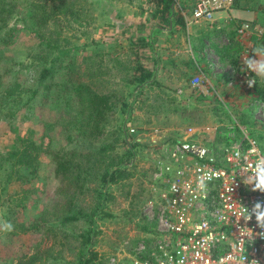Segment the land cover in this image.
<instances>
[{"label":"rangeland","instance_id":"rangeland-1","mask_svg":"<svg viewBox=\"0 0 264 264\" xmlns=\"http://www.w3.org/2000/svg\"><path fill=\"white\" fill-rule=\"evenodd\" d=\"M41 1L46 0H0V153L17 150L26 141L38 144L41 153L38 174L31 180L6 185L0 177V264H18L20 257L36 253L39 258L47 259L46 264H77L85 253L80 244L89 234V225L81 219L66 227L73 235L68 243L76 249L65 250L59 260L53 259L56 255L47 257L50 249L54 254L60 250L54 245L53 234L47 235L43 227L41 231L31 229L32 222L50 211L58 198L60 181L55 172L54 154L68 155L65 152L78 149L82 143L86 144V151L89 142L77 137L70 126L77 112L66 104L63 95L62 83L66 77L72 80L82 77L100 91L113 93L117 101L114 116L105 124L102 137L91 143V148L104 146V165L111 170L126 165L132 175L128 180L119 178L116 183L107 178L103 182L91 171L87 195L76 194L73 198L81 212L88 213L100 203L99 191L104 189L107 193L102 197L101 212L98 209L95 220L92 218L93 238L89 241H93L91 249L97 253L96 261L103 264L112 253H130L148 236L140 228V217L152 230L154 222L146 210L149 201L156 200L159 190H153L150 181L155 164L164 154L163 149L168 151L171 144L182 140L189 128L195 130L193 138L213 148L239 139V123L247 126L250 136L264 147V79L252 72L254 86L244 88L236 77L232 85L227 82L231 67L238 72L244 68L237 60L238 53L245 50L247 59L253 49L264 46V36L247 31L238 37L236 27L243 20L230 21L218 28L213 20L193 21L191 12L198 0H175V9L181 8L187 20L185 28L172 25L175 33L170 44L176 49L175 57L180 59L172 80L176 84L173 82L167 89L157 82L148 85L145 80L135 89L129 83V71L141 66L149 72L151 67L147 63H151L152 51L160 41L157 37L151 42L139 39L137 27H148L144 20L154 24L150 18L158 8L148 5L147 0H65L71 10H80L85 22L80 26L73 22V17L63 18V35L70 42V57L63 60L54 77L41 80L44 46L32 31L35 15L41 13L38 8L34 14L35 5ZM240 1L254 7L248 14L250 18L244 21L264 25V0ZM159 17L157 14V24L162 28L170 26ZM235 46L239 52L234 50ZM198 52L201 60L197 68L193 56L198 58ZM65 71L68 75L62 76ZM194 77L202 82L201 89L191 86ZM16 81L24 84L25 91L12 102L4 93ZM128 147L132 157L128 156ZM22 186L30 189L29 197L17 207ZM52 221V214H47L44 222L58 228L59 222ZM7 222L13 226L11 231L5 227ZM83 232L86 237L79 238Z\"/></svg>","mask_w":264,"mask_h":264},{"label":"built area","instance_id":"built-area-1","mask_svg":"<svg viewBox=\"0 0 264 264\" xmlns=\"http://www.w3.org/2000/svg\"><path fill=\"white\" fill-rule=\"evenodd\" d=\"M231 1L199 0L191 17L209 21ZM247 31L264 36V25L242 23L237 29L239 36ZM239 78L244 88H249V80L255 81L248 71ZM233 81L227 82L232 85ZM191 86L201 89L202 82L194 77ZM237 128L239 139L222 147H205L193 139L195 130L189 128L182 140L168 151L163 149L150 179L152 189L159 190L146 210L156 229L130 253H112L103 264H238L241 256L246 257V264H264V236L260 235L264 229L257 225L255 215L248 221L240 217L244 208L251 212L256 202L264 204V193L243 183L249 174L244 169L264 155V147L250 136L247 126L238 123ZM201 181L206 185L203 190L198 187ZM243 227L251 239L240 236Z\"/></svg>","mask_w":264,"mask_h":264},{"label":"trees","instance_id":"trees-1","mask_svg":"<svg viewBox=\"0 0 264 264\" xmlns=\"http://www.w3.org/2000/svg\"><path fill=\"white\" fill-rule=\"evenodd\" d=\"M46 1H41L40 4L35 5L34 14L38 11V8L41 9V13L35 15V21L32 25V31L41 39L40 44L44 46L43 64L39 71V76H44L41 77V80L54 77L57 70L63 66V60L70 57V42L69 39L63 35V18L68 19L69 17H73V22L80 26H83V22H85L80 10H71V6L67 1ZM174 1L175 0H147L146 3L158 8L154 15H152L153 20H155L157 14H159V18L163 22L168 24L172 23V25L177 24L185 28L184 14L181 12V8L178 9L176 7L175 9ZM232 3L238 4L240 0H233ZM80 7L83 11V6ZM243 8L247 10L254 9L253 5L250 3L244 4ZM64 67L68 68V65ZM125 71L128 72L129 69ZM147 71L148 70H145L141 66H138L133 72L130 70L129 72H131V74L127 76L129 77V83L134 85L135 89L142 86L145 80V83H147L151 75ZM66 72L67 71L63 72L62 76H67L68 72ZM88 76L91 77L92 74ZM95 76L97 78L99 77V75ZM66 78L62 83V86L65 87L63 95L66 99V104L77 112V115L72 116L73 120L70 121V126L73 128L74 132L77 133V135L75 134L77 137L85 141L88 140L89 142L86 151H84L86 144L82 143L78 149L69 153L65 152V154L68 155L62 153L59 155L54 154L53 159L57 165L55 172L60 181L58 198L50 211L48 210L42 213L32 222L31 229L38 231L43 227L46 234H53L54 245H58L60 250L54 254L52 249H50L52 254L49 251L50 255L47 254V257L56 255L53 259L59 260V258H62L63 255L61 254H63L65 250L74 251L76 249L68 243V240L73 239V235L68 232L66 227L80 222L81 219L85 223H88L89 234L80 244V246H83L82 249L85 250V253L83 252L82 258L78 260L77 264H102L101 261H96L97 253L91 249L93 241H89L93 238V235L91 237V229L93 228L94 214L98 209V212H101L100 208L104 204V199L102 197L104 196L105 198L107 193L104 189H102L103 191H99L100 203L96 208L88 211V213L81 212L79 209L80 206H76V201H74L73 198L76 194L80 196L87 195L90 188L89 186L87 187V182L90 179L91 171H95L97 179L101 177L103 182L109 179L111 182L116 183L119 178L128 180L132 175L128 171L126 165H119L116 169L112 170L108 168V165H104L103 161L106 158L104 146L98 145L96 148H91V143H96V141L102 137L105 133V124L112 120L114 116L117 101L113 93L100 91L99 87H94L89 82H84L82 77L75 80L69 79V77ZM153 82L154 81L148 83V85L153 84ZM52 83L51 81V84ZM13 84V86L5 91L4 95L6 98L13 99L12 102H15L16 97H19L25 90L24 84L18 81ZM54 84L56 87H61V84ZM262 99L264 101V94ZM124 121L126 122L127 120ZM39 148L40 146L35 142L26 141L21 147L17 148V150L0 153V177L4 184L9 185L13 181L17 182L23 179L31 180V178L37 176L39 159L41 156ZM90 148L93 149V151ZM127 153L128 156L132 157L129 147L127 148ZM14 175H17L15 180ZM22 187L23 188L20 190L22 195L18 199L17 207L21 206L29 197L30 189L24 186ZM71 193H73V195ZM50 213L53 218L52 223H55V221L57 223L59 222L58 224L60 225L58 228H55L56 224H54V226L53 224L44 222L47 214L49 215ZM140 221L142 223L140 228L143 232H146L147 235L154 231L153 226H155V223L151 224L153 226L151 227L152 230H150L148 224L145 223L142 217H140ZM85 235L86 233L83 232L82 235H79V238H84L86 237ZM39 257L40 255L37 253L26 258L22 256L19 258L18 264H46L47 259L43 260V257Z\"/></svg>","mask_w":264,"mask_h":264},{"label":"crops","instance_id":"crops-1","mask_svg":"<svg viewBox=\"0 0 264 264\" xmlns=\"http://www.w3.org/2000/svg\"><path fill=\"white\" fill-rule=\"evenodd\" d=\"M243 5L244 4L241 1L238 4L229 3L223 9L215 11V13L212 16L211 21L213 20V24L218 28L224 24L225 25L228 24L230 21H235V22L240 21L241 22L243 20L236 27V35L239 37V34L237 33V29L242 23H250L251 27H253V26L255 27L258 25V24H255L253 21H251V22L244 21V20H247L250 18L249 17L250 15H248V14H250L251 12H250V10L243 8ZM184 18H185V23H186L187 20H186L185 14H184ZM190 19L193 20L192 17H190ZM150 20L154 24H150L149 20H147V22H146V20H144V22L148 25V27L143 26L144 27L143 28V27H141V25H139L138 27H141V28L137 27L138 32L136 34L139 39H142V40L145 39L147 42H149V41L151 42V40L154 37H157V39L160 40L157 43V45H155L154 50L152 51L154 54V58H153V54H151V57H152L151 63H147V65L149 64L148 66L151 67L149 69V73L151 74L150 80H147V83L154 81V84H156V82H157V84L167 86V89H168L170 87V85L173 84V82H174V81H172L173 76H174V71H176V67H178L180 65V59L175 57L176 54L174 53V50H176V49H174L172 44H170V42L174 40L172 36H174L175 29L172 28V24H170V26L167 28H162L159 24H157L155 22V20L152 19V16H151ZM164 41H167L168 43H165ZM234 50H237V52H239L238 51L239 48L236 46L234 47ZM177 52H180V50H178ZM245 52H246L245 50L244 51L241 50L240 53H238L239 57L237 58V60L239 62H241L242 65H244V61L246 60V56H247V53L245 54ZM184 57L185 56H183V55L180 56L181 60H183ZM199 60H201L200 52H198V58L193 56V62H194L196 67L198 66L197 62ZM175 65H176V67H175ZM241 67H243V66H241ZM146 69H148V68L146 67ZM241 70L242 71L238 72L231 67L230 70H228L229 72H227V77H228L227 80L232 79V78L234 80V78L236 77L237 82H238V80L240 79L239 75H241V73H243L244 71H247L245 69V67L242 68ZM248 72H250V71H248ZM250 74L255 79V76L252 74V72H250ZM176 81H178V78L176 79ZM193 139H195V138H193ZM196 140H198V139H196ZM198 141H200V140H198ZM200 143H202V141H200ZM202 144H204V143H202Z\"/></svg>","mask_w":264,"mask_h":264},{"label":"clouds","instance_id":"clouds-1","mask_svg":"<svg viewBox=\"0 0 264 264\" xmlns=\"http://www.w3.org/2000/svg\"><path fill=\"white\" fill-rule=\"evenodd\" d=\"M244 67L247 71L255 73L256 76L264 79V46L253 49V54L244 61ZM249 87L255 85L254 80L248 81ZM253 151H258L257 149H253ZM237 156H240V153H236ZM245 172H248V175L243 177V183L245 185H252V191H259L264 193V155H261L259 159H257L254 165H250L248 168L244 169ZM211 178V177H209ZM204 181H201L198 187L203 190L205 188ZM255 215V219L257 225L264 229V204L261 202H256L252 207V211L249 212L247 208H244L240 217H243L245 221H248ZM221 221L225 220V216H221L219 218ZM5 227L8 231H11L13 226L10 222H7ZM261 236H264V232L260 233ZM241 237H248L251 239L250 232L247 227H243L240 229ZM243 240V239H241ZM182 264V262H181ZM238 264H246V257L241 256L238 260Z\"/></svg>","mask_w":264,"mask_h":264}]
</instances>
